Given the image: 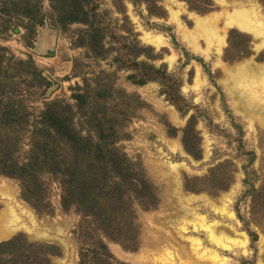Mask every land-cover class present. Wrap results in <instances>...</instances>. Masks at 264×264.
<instances>
[{"label":"rangeland","instance_id":"374dc122","mask_svg":"<svg viewBox=\"0 0 264 264\" xmlns=\"http://www.w3.org/2000/svg\"><path fill=\"white\" fill-rule=\"evenodd\" d=\"M4 1L0 46L9 50L7 59L15 58L14 64L33 59L51 84L33 85L30 71L20 65L8 69L31 113L15 156L26 160L32 124L46 103L74 104V88L84 78L101 77L115 86L106 107L121 117L128 115L116 146L143 170L159 201L155 207L133 202L139 240L136 249L128 250L106 236L99 220L74 208L65 210L61 186L50 174L42 176L45 196L39 208L23 198L19 181L0 175V243L24 236L28 242L54 246L51 264H80V253L89 250L92 257L100 240L114 264H264V124L238 105L249 91L242 92L245 84L255 79L246 77L237 88L230 87L241 64L264 65V47L258 49L264 40V2L223 0L226 5L250 1L258 7L263 35L256 37L229 25L235 10L219 0H211L209 12L185 0H90L88 9L105 38V58H100L86 46L88 26L62 27L49 0H42L41 14L33 7L44 21L34 28L22 15L5 16ZM205 18L210 23L202 26ZM143 63L168 77L133 83L129 77L145 70ZM171 86L184 97V111L164 94ZM252 88L258 90V85ZM75 122L86 129L82 119ZM190 123L194 132L189 139L199 145L196 156L183 142ZM10 210L24 228L2 233Z\"/></svg>","mask_w":264,"mask_h":264},{"label":"trees","instance_id":"16d2710c","mask_svg":"<svg viewBox=\"0 0 264 264\" xmlns=\"http://www.w3.org/2000/svg\"><path fill=\"white\" fill-rule=\"evenodd\" d=\"M185 1L202 12L213 8L211 0ZM32 2L34 0H5L1 12L11 17L22 15L28 24L33 21L36 25L33 28L43 26L42 17L38 19L33 11L35 7L41 14L42 0L36 1L37 4ZM49 2L62 27L71 24L88 26L89 31L85 34L87 48L93 55L105 58V38L96 25L95 14L88 9L90 0ZM2 29L0 22V36ZM3 31L7 32L8 27ZM8 54L9 50L0 46V175L19 181L23 198L39 208L45 196L42 176L50 174L61 186V203L65 210L74 208L83 217L99 220L108 238L125 249H136L139 228L133 202L155 207L159 199L157 188L143 170L116 146L128 115L121 117L106 107L107 100L114 96L115 86L101 77L94 80L84 78L83 85L74 88V104L60 100L46 103L32 124V145L26 160L21 161L15 155L19 152L20 136L28 129L31 113L25 100L16 92L18 87L9 77L8 69L11 65H20L27 74L30 71L33 85L48 88L51 84L33 59L19 60L14 64L11 60L15 61V58L7 59ZM143 65L145 70L129 77L133 83L143 85L150 80L160 81L168 77L162 69L147 63ZM167 90L164 94L168 101L184 111V97L180 91L172 86ZM76 118L84 121L86 129L78 128ZM191 131L194 132L192 123L184 130L183 142L187 151L195 155L194 151L199 153V145L197 141H190ZM186 187H191L189 180ZM114 235L116 237L112 238ZM97 245L93 258L89 250L80 253V264H114L106 243L100 240ZM55 250L54 246L31 243L24 236H18L0 243V264H51L49 256Z\"/></svg>","mask_w":264,"mask_h":264},{"label":"bare ground","instance_id":"6f19581e","mask_svg":"<svg viewBox=\"0 0 264 264\" xmlns=\"http://www.w3.org/2000/svg\"><path fill=\"white\" fill-rule=\"evenodd\" d=\"M219 1L223 6H231L235 10V13L233 15H230L229 25H235L243 31L252 32L256 37L263 35V30L260 28L258 23L260 21L259 19L263 20V18H260L259 11H257L258 7L255 6V4H252L250 1H244L241 3L233 2L230 5H226L227 3H225L223 0ZM200 23L202 24V26H207V24L210 23V18H205L204 20L200 21ZM262 47H264V40L262 41L261 45L258 46V49H261ZM235 73L237 75V81L233 86H230L233 89L237 88L236 86L239 85L238 83L243 82L244 78L246 77L255 79L253 80L254 83H250L249 85L245 84L242 92H245L246 90L249 91L246 92V96L239 100L238 105L245 113L249 114H247V116H249L251 119H255L256 121L259 120L260 123L264 124V105H262L264 103V65L253 67L250 62H246L244 64H241L236 69ZM239 79H242V81H239ZM253 85H258V90H255L254 88L250 90L249 87H252ZM229 197V195L224 197L221 200V203L225 205L229 200ZM23 228L24 226L20 225L17 214L13 210H10L7 214L6 228L2 233H12L18 229ZM212 231L214 234L218 235L224 233V230Z\"/></svg>","mask_w":264,"mask_h":264}]
</instances>
